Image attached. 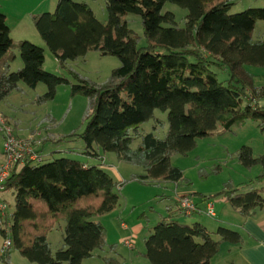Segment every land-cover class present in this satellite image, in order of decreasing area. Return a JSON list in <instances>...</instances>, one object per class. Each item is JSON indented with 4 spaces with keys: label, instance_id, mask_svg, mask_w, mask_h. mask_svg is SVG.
I'll return each mask as SVG.
<instances>
[{
    "label": "trees",
    "instance_id": "16d2710c",
    "mask_svg": "<svg viewBox=\"0 0 264 264\" xmlns=\"http://www.w3.org/2000/svg\"><path fill=\"white\" fill-rule=\"evenodd\" d=\"M236 1L105 0L107 21L101 23L86 0H58L53 12L34 19V26L72 84L48 73L44 50L28 41L18 46L22 67L9 71L13 40L0 12V102L19 90V84L30 90L46 87L38 105L53 100L59 85H69L72 96L89 98L79 137L84 154L97 161L51 156L52 161L41 164L39 149L41 161L13 167L6 183L14 198L11 240L23 258L35 264H81L105 247V230L97 218L117 208L120 189L103 165L105 154L143 168L144 181L177 185L183 175L170 165V157L185 155L217 126L228 131L247 120L256 123L263 136L262 155L255 158L250 147L242 146L237 157L245 168L259 165L261 173L234 189L201 197H224L243 216L264 207V188L257 187L264 181V86L255 87L246 71L264 69V40H252L255 24L264 22V8L232 13ZM167 3L186 11L182 26L172 12H163ZM127 16L140 18L144 43L128 28ZM89 51L120 62L104 84L67 68L68 61ZM157 110L167 113L162 139L140 131ZM60 222L62 246L52 253L47 236ZM222 242L239 244L241 238L228 228L210 232L198 222L165 218L150 229L143 256L150 264H211Z\"/></svg>",
    "mask_w": 264,
    "mask_h": 264
},
{
    "label": "rangeland",
    "instance_id": "374dc122",
    "mask_svg": "<svg viewBox=\"0 0 264 264\" xmlns=\"http://www.w3.org/2000/svg\"><path fill=\"white\" fill-rule=\"evenodd\" d=\"M57 2L58 0H0V12L6 19L13 40V46L8 54L9 71H17L22 67L18 55V46L21 42L28 41L44 50V69L48 73L67 78L71 84L74 83L68 73L59 68L55 56L45 46L34 26V19L44 12H53ZM86 2L96 19L105 23L107 21L105 0H86ZM248 8H264V0H237L232 8V13H238ZM168 11L175 15L176 23L182 26L186 11L177 5L167 3L163 12ZM126 20L128 28L141 38L140 44L144 43L140 18L127 16ZM252 40H264L263 21H258L255 24ZM119 65L120 62L116 57L102 56L96 51H89L84 57L67 62L68 69L96 85L106 83L112 70ZM263 70V68L257 67L246 68V71L255 77V80L256 76L262 78ZM19 88L0 102V110H13L14 117L18 119L17 125L22 128V132L34 138L37 151L44 145V152L50 151L51 155L54 156L53 159L71 158L82 162H97L84 154L85 145L79 137V134L85 129V116L89 110L88 97L80 94L72 96L69 85H59L53 100L38 105L36 99L45 93L46 87L44 85L40 84L36 89L30 90L23 84H19ZM247 94L249 95L250 91H247ZM0 115L2 114L0 113ZM2 117L4 118L3 115ZM7 124L10 126L8 122ZM167 130V113L158 110L155 111L151 120L140 127L141 132L154 133L159 139L164 138ZM72 134L76 135L71 136ZM59 139L62 140L56 142ZM138 144V140L134 141L131 149H136ZM242 146L250 147L255 158L260 157L263 153V136L256 123L251 120L232 126L229 131H224L221 126H217L213 135L198 139L194 148L185 155L173 154L170 157V165L177 167L182 172L183 180L180 185L187 186L196 192L187 195H191L194 202L202 204L200 207L202 210L204 207L201 201L202 194L207 197L212 196L219 193L230 182H233L234 185L247 182L250 178L254 179L261 173L259 165L252 168L242 166L237 157ZM52 158H43L41 164L52 161ZM102 162L103 165L110 166L107 167L108 169L114 165L124 178L122 183L119 182L118 213H124L123 220L128 225L140 222L144 226H153L166 214L168 207L175 209V186L177 185L163 180L147 179L144 181L140 178L145 175L143 168L121 162L113 153L105 154L102 157ZM0 200L7 203V214L11 217L14 210V198L11 192L0 193ZM210 200L215 214H218L221 208L219 198ZM176 216L181 221H189L187 216L181 213H177ZM192 216L201 224L210 226L215 230L217 218H208L204 214ZM108 223L109 221H106L105 224ZM3 240L4 235L0 232V245ZM49 242L53 250L59 248V244L62 243V235L57 231V228L49 236ZM221 245L220 247L225 248L224 244ZM136 246L139 248L140 245ZM220 251L223 250L220 249ZM13 253H16L17 257H21L14 247L10 255ZM7 258L0 257V264H8ZM143 259L145 263H148L146 258ZM141 261L140 258L136 257L131 264H143Z\"/></svg>",
    "mask_w": 264,
    "mask_h": 264
},
{
    "label": "crops",
    "instance_id": "0c3cea01",
    "mask_svg": "<svg viewBox=\"0 0 264 264\" xmlns=\"http://www.w3.org/2000/svg\"><path fill=\"white\" fill-rule=\"evenodd\" d=\"M52 7V5H51ZM56 7V6H55ZM48 12V11H47ZM50 12V11H49ZM5 18V17H4ZM6 22V19H5ZM10 68V66H9ZM20 69V68H19ZM253 82L255 87H262L264 86V70L262 78H258L256 76L253 77ZM10 110V111H9ZM0 110V113L4 116L7 122L10 124V127L13 129V132L18 137H26L29 134L22 132V128L19 127L18 119L14 117L15 115L12 113L13 110ZM1 115V116H2ZM231 129V128H230ZM229 131V130H228ZM39 150V149H38ZM45 148L44 145L41 148V155L45 157H51V152H44ZM3 162V137L0 134V164ZM105 165V169L118 183H122L124 178L121 174L117 171L116 167L113 165L112 168L108 169ZM250 180H252L250 178ZM245 183V182H243ZM238 184H233V182L227 184L224 189L227 187L235 188ZM257 187L264 188V181L258 184ZM221 190V191H222ZM175 202L177 196L187 195L196 193L191 188L187 186L177 184L175 186ZM203 195V194H202ZM204 196V195H203ZM264 196V192H263ZM219 198V205H221L220 211L216 214L215 219L217 218V226L213 230L212 227L204 225L210 232H216L219 227L228 228L232 231L237 232L240 235L241 242L239 244H229L222 242L225 248L219 247V251L217 255L212 259L211 264L214 262L215 264H264V207H259L254 209L249 215L243 216L239 213L238 209H235L224 197ZM208 198H202V203L204 204L207 202ZM210 200V199H209ZM211 201V200H210ZM119 206V201H118ZM118 206L115 210L97 218V221L101 223L105 230V247L102 250H97L93 253L88 259L82 261L81 264H128L133 263L134 259L140 258L143 264L145 263L143 258L144 253V241L150 234V229L153 226H144L140 222H134L131 225H128L123 219L124 213H118ZM202 204H198L200 208ZM203 207V209H204ZM201 209V208H200ZM177 204L175 209L167 208V212L164 216H162L158 222L162 219H169L175 220L181 223L192 224L194 222H199L196 218H192L194 216H187L186 218L189 220L181 221L177 218ZM106 221H109L107 225L105 224ZM157 222V223H158ZM61 223V224H60ZM53 230L59 231L62 235L64 222H60ZM156 223V224H157ZM203 225V224H202ZM52 230V231H53ZM52 231L48 234L47 240L49 242V236L51 235ZM216 240H220L219 236H215ZM50 244V242H49ZM220 244V246H222ZM2 245V244H1ZM0 245V247H1ZM136 245H140L137 248ZM62 246V243L59 244V248ZM52 253H55L59 248L56 250L52 249L50 244ZM222 249L223 251H220ZM18 252V251H17ZM11 253V252H10ZM7 256V263L8 264H35L29 263L25 258L17 257L16 253L13 255ZM18 254H20L18 252ZM138 260V259H137Z\"/></svg>",
    "mask_w": 264,
    "mask_h": 264
},
{
    "label": "built area",
    "instance_id": "2783aa9c",
    "mask_svg": "<svg viewBox=\"0 0 264 264\" xmlns=\"http://www.w3.org/2000/svg\"><path fill=\"white\" fill-rule=\"evenodd\" d=\"M0 134L3 137V162L0 164V193H2L6 191L7 180L16 164H22L26 161L39 162L41 157L35 148L34 138L31 135L26 137L16 136L13 129L1 115ZM37 144L39 145L40 143ZM176 204L179 213L186 216L204 214V216L212 219L216 216L213 204L209 199L205 203L203 210L197 206L191 195L177 196ZM7 208V203L0 200V232L4 235V240L0 247L1 258H6L13 249L11 240L12 217L7 214Z\"/></svg>",
    "mask_w": 264,
    "mask_h": 264
}]
</instances>
